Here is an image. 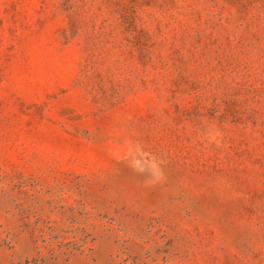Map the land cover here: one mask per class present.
Segmentation results:
<instances>
[{
	"label": "rangeland",
	"instance_id": "374dc122",
	"mask_svg": "<svg viewBox=\"0 0 264 264\" xmlns=\"http://www.w3.org/2000/svg\"><path fill=\"white\" fill-rule=\"evenodd\" d=\"M0 264H264V0H0Z\"/></svg>",
	"mask_w": 264,
	"mask_h": 264
}]
</instances>
